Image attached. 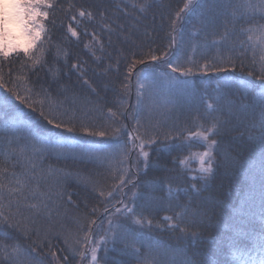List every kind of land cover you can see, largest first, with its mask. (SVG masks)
Masks as SVG:
<instances>
[{"label":"trees","instance_id":"trees-1","mask_svg":"<svg viewBox=\"0 0 264 264\" xmlns=\"http://www.w3.org/2000/svg\"><path fill=\"white\" fill-rule=\"evenodd\" d=\"M56 2L66 8L68 0ZM72 2L77 7L83 6L85 11H92L95 19L89 22L85 18L77 26L71 20L72 12L65 15L64 8H61L56 14L55 27L50 22H45L46 29H52L47 36L52 37L53 44L69 50L71 53L69 64L72 59H78L85 64L87 76L97 88V93H91V90L83 85V81L77 79V74L69 71L61 80V83L69 86L67 104L73 103L72 93L78 94L81 99L75 103L77 114L94 130H105V126L112 123L108 108H112L119 116L118 124L113 126H125L121 128L119 138L109 135L87 139L99 142L100 146H114L128 139V133L134 130L138 118L145 126H149L156 119H162L163 113L167 114L168 118L160 130L161 143L145 148V151L150 153L149 167L144 166L143 158L137 159L136 151L130 153L123 167L131 169V175L127 178L133 180L134 184L126 189L127 195L117 192L110 200L99 197L91 186L86 187L73 176L57 189L62 193L63 199L59 201V208L52 219L49 221L41 217L38 221L48 232L46 238L43 232L39 238L35 234L31 238H25L7 223L0 224V236L7 237L6 242L19 240L29 251L36 248L32 253L36 264H85L86 260L82 261L81 257L72 252L65 243L67 231L71 230L74 235H78L81 245H84V233L89 231L88 221L95 219L96 223L91 229L89 239L92 241L98 239L108 228L109 217L104 214V209L111 210L113 204L119 206L118 202L122 199L129 203L134 186H138L141 193L151 192L145 182L155 181L161 185L152 192L158 199L143 209L147 219L142 227L132 224L131 217L115 218L137 233L139 242L135 247L140 250V259L122 251L125 248L123 243L109 244L107 253L103 248L98 250V254L103 257L101 264H143L145 256L149 257V264H152L153 259L155 264H258L261 258L260 245L264 241V150L258 141L249 140L247 125L252 117L241 115L238 122L237 117L232 116L223 135L212 137L218 139L221 146L212 149V155L215 157L214 171L208 174L206 181L201 179L200 168L195 167L196 163L191 156L203 150L204 145L195 139H191L190 142L184 141L183 144L179 140H173L171 143L180 146L167 151L162 145L169 142L164 141L162 137L169 129L176 131L191 126L192 118L197 115V111L203 113L205 104L212 102L209 97L215 95L217 85L225 79L234 81L229 96L237 105L242 101L251 103L254 90H246L238 81L251 70L253 55L259 60L261 49L256 48L254 54L251 48L247 52L239 49L235 70L230 69V75L227 77L224 74L212 73L208 69L201 71L200 65L204 64L205 60L216 62L219 55L227 56L229 52L221 42L210 50L198 47L193 55L192 44H203V36L195 33V29L200 27L199 18L184 19L178 22L175 32L172 30L171 19L174 18L175 11L182 6L183 0H149L152 8L147 13H140L133 8L134 4L142 3L143 0H72ZM204 2L211 4L215 0ZM101 12L107 18L103 22L100 18ZM215 14L209 12V15ZM223 20L224 17L217 18V36L224 30ZM256 20L264 24V20L259 17ZM69 23L77 27L78 32L83 33L87 29L89 35H81L80 41L77 42L76 38L68 34L70 39L66 40L64 34ZM106 24H111L113 29L111 33L103 30ZM240 27H248V24L243 21L237 22L236 29ZM93 31L100 34L104 43L103 52L99 50L96 52L98 56H103L102 62L95 61L83 47L84 42L91 39ZM209 31L211 32V29ZM47 36L43 38L46 40ZM173 36L177 44L169 48ZM212 39L213 36L209 34L208 40ZM150 49H156L157 55L167 50L169 60H175L180 56L185 70L191 67L192 72L181 77V84H172L167 76L162 75L171 73L164 63L146 61L145 65H137L129 73L128 68L133 60V54L135 58L140 59ZM55 52L56 49L52 48L46 55L48 66L40 71L38 77L32 73V79L37 86L40 84L47 86L49 69L62 66L55 62ZM189 56H193L192 61H189ZM24 60H27V57L19 53L11 54L8 58H0L5 77L7 78L13 65L16 74H22L20 65ZM109 65L114 67L107 75L97 71V67L104 69ZM138 80L145 85L139 103ZM121 84L127 85L126 92L121 89ZM183 84L187 85L186 90L183 89ZM52 88L54 91L56 85ZM255 92L259 95V90ZM6 95L11 104H5ZM83 97H88L91 104L83 103ZM18 104L14 97L0 89V167L6 168L9 173L22 171L20 164L17 163L16 154L7 152L11 133L6 124L15 111L12 105ZM225 118L229 119L227 114ZM191 131L196 132L197 128L191 127ZM34 134L42 137L45 134L44 129L35 126ZM67 135L71 137L84 134L77 131L75 134ZM16 136L18 140L13 137L14 143L21 145L30 143L32 139L25 133H18ZM116 161H119V156L116 157ZM49 164L73 172L81 170L85 174L91 169L94 179L109 186L104 189L105 192L114 183L110 178L111 174L104 169H97L91 164L83 165L72 158L58 159L49 156L44 160V165ZM114 166L120 167L119 163H115ZM137 168L141 171H137ZM52 182L51 178L47 181L48 184ZM192 185H196L200 191L197 192ZM69 195L72 202H68ZM144 203L143 200L136 201L138 212L142 210L140 206ZM177 205L186 206V210L180 226L173 227L177 221L166 220L165 217H175L177 212H181L182 208ZM93 209L96 211L93 212ZM201 213L211 217V223ZM147 220H151V226ZM81 225L84 226L83 231L80 230ZM193 233L197 234L195 238ZM53 252L56 254L55 259L52 256Z\"/></svg>","mask_w":264,"mask_h":264},{"label":"snow or ice","instance_id":"snow-or-ice-1","mask_svg":"<svg viewBox=\"0 0 264 264\" xmlns=\"http://www.w3.org/2000/svg\"><path fill=\"white\" fill-rule=\"evenodd\" d=\"M30 3L37 6V12L43 21L41 30L43 37H45L48 32L52 31L51 28L46 29L45 22H50L55 27L57 11L64 8V6L58 4L56 0H30ZM133 8L140 13H147L152 8V4L149 0H143L142 3L134 4ZM64 11L65 15L72 12L71 20L77 26L85 18L89 22L95 19L92 11H85L83 6L77 7L72 0H68ZM209 12H215L216 14L209 15ZM191 17L199 18L200 27L195 29V33L203 36L202 45L192 44L193 55H195L198 47L210 50L217 47L221 42L229 52L227 56L219 55L216 62L205 60V63L200 65L201 71L208 69L212 73L224 74L227 77L230 75V69L231 71L235 70V61L239 58V49H244L247 52L251 48L253 54L256 48L261 49L259 60H256L253 55L251 70L245 76H241L238 81L239 85L246 90H254L251 103L242 101L237 105L236 101L229 96L234 81L225 79L217 85L215 95L209 97L212 102L205 104L203 113L197 111V115L192 118L191 126H185L176 131L169 129L163 133V140L169 143L163 144L162 147L167 151L180 146L171 143L173 140H179L183 144L184 141L190 142L191 138H199L205 142L207 147L200 157V172L202 174L201 179L206 181L208 174L214 171L213 161L215 157L212 155V149L221 146L220 141L212 137L223 135L232 116H236L238 122L241 115L252 117L247 125L249 140L252 142L258 141L262 150H264V24L258 23L256 20L257 17L264 20V0H215L211 4H206L204 0H183L182 6L175 11L174 18L171 19L173 32L176 31L178 22ZM218 17H224L222 24L224 30L217 36ZM100 18L102 22L107 19L103 12L100 13ZM240 21L247 23L248 27H240L237 30L236 24ZM103 30L109 33L113 31L111 24L104 25ZM68 34L79 42L81 35L88 36L89 32L87 29L83 33L78 32L77 27L69 23L64 34L66 40L70 39ZM209 34L213 36L212 40H208ZM234 36L236 39H233ZM176 44V38L173 36L168 47L171 48ZM83 47L88 50L95 61L102 62L103 56L96 54L97 50L101 52L104 50V43L100 38V34L93 31L91 39L85 41ZM52 48L56 49L55 62L62 66L49 69L47 86L44 84L37 86L32 79V73H35L38 77L40 71L48 66L46 55L52 51ZM217 50L219 52V48ZM38 51L39 55L35 58L26 56L27 60L21 62L20 72L22 74L20 75L16 74L13 65L9 69L6 78L4 68L0 65V89H3L5 93L10 94L19 102L18 105H12L15 111L6 124L11 133L7 152L16 154L17 163L20 164L22 169L19 173H9L6 168L0 167V224H9L10 228L15 229L25 238H31L34 234L39 238L42 232L46 238L48 232L38 221L41 217L49 221L52 219L53 214L59 208V201L63 199L62 193L57 189L73 176L86 187L91 186L93 192H97L99 197L110 200L117 192L127 195L126 189L132 186L134 181L127 178L131 175V169L124 168V163L129 159L130 153L136 151L137 159L143 158L144 166H150V153L145 151V148L161 143L160 130L168 118L167 114L162 113L163 118L156 119L149 126H145L138 118L134 130L128 133V139L114 146L104 147L100 146L97 141L88 140L87 137H105L109 135L119 138L121 128L125 126H113L118 124L119 116L112 108L107 110L112 123L106 125L105 130L97 131L89 126L77 114L75 103L81 98L78 94L72 93L73 103L71 105L67 104L69 86L61 83L64 75L69 71H74L77 74V79L82 80L83 85H86L91 93H97V88L93 86V82L87 76L85 64L78 59H72L69 64L71 53L66 47L53 44L51 36H47L46 40L42 39ZM155 52L156 49H150L140 59L135 58V54H133L128 72L131 73L137 65H145L146 61L164 63L171 70V73H163L162 75L167 76L172 84H181V77L192 72L191 67L185 70L180 56H177L175 60H169L167 50L160 52L159 55ZM188 59L192 61L193 56H189ZM113 67V65H109L104 69L97 67V71H102L104 75H107ZM144 71L146 72L147 69ZM243 71L242 66L241 72ZM176 73L181 75L177 76ZM206 74L207 72H205ZM145 78L147 77L145 76ZM53 85H56L54 91ZM106 87L107 85H105ZM120 87L124 92L127 91L126 84H121ZM144 87L145 85L139 83L138 80V103L139 99H142ZM182 87L185 90L187 89L186 84H183ZM255 90H259V95H256ZM4 100L6 105L11 104L7 95ZM82 100L85 104H91L88 97H83ZM225 114L229 119L225 118ZM35 126L44 129V136L40 137L34 134ZM191 127H196L197 131L192 132ZM227 130L230 131L231 129ZM77 131L84 135H72L71 137L67 135L75 134ZM18 133H25L30 136L32 138L31 142L23 145L14 143L13 137L18 140V136H16ZM49 156H55L58 159L72 158L83 165L91 164L97 169H104L111 174L110 178L114 183L105 192L104 189L109 186L94 179L91 169L85 174L81 170L73 172L66 168H56L50 164L45 166L44 160ZM117 156H119V161H116ZM115 163H119L120 167L116 168ZM137 171H141V169L137 168ZM96 175H99V173H96ZM49 178L53 181L51 184L47 183ZM145 183L152 190L151 192L141 193L138 186H134L129 197V203L122 199L118 202L119 206L113 204L111 210L109 208L104 209V214L109 217L108 228L105 229L104 235L98 239L94 241L89 239L91 229L96 223L95 219L88 221L89 231L84 233V245H81V239L78 235H74L71 230H68L65 235V243L68 248L80 256L82 261L88 260V264H101L103 257L98 254L100 248H103L104 252L107 253L109 244L123 243L125 248L122 251L140 259V250L135 247L136 243L139 242L137 233L115 218L123 216L127 219L131 217L132 224L143 226L144 221L147 219L144 216L143 209L148 207L152 201L158 199L152 195V192L161 187L155 181H146ZM191 187L196 188V185ZM196 191L199 192L200 189L196 188ZM169 193H171L170 188ZM67 199L68 202H72L71 195ZM137 200L145 201L140 206L142 210L139 212L136 207ZM177 206L182 208L181 212H177L175 217H165L166 220L175 219L177 221L173 227L180 226V223L183 222L184 210H186V206ZM95 211L93 209V212ZM201 215L211 223V217L205 216L204 213H201ZM147 223L151 226L152 222L147 220ZM83 227V225L80 226L81 231H83ZM181 231H184V229H181ZM192 235L195 238L197 234L193 233ZM7 240V237L0 236V264H36L32 256L36 248H31V251H29L19 240L6 242ZM260 248L261 258L258 264H264V241L261 242ZM52 256L54 259L56 258L54 252ZM143 264H149L148 256L143 258ZM152 264H155L154 259Z\"/></svg>","mask_w":264,"mask_h":264},{"label":"clouds","instance_id":"clouds-1","mask_svg":"<svg viewBox=\"0 0 264 264\" xmlns=\"http://www.w3.org/2000/svg\"><path fill=\"white\" fill-rule=\"evenodd\" d=\"M41 16L30 0H0V58L39 55L43 39Z\"/></svg>","mask_w":264,"mask_h":264},{"label":"rangeland","instance_id":"rangeland-1","mask_svg":"<svg viewBox=\"0 0 264 264\" xmlns=\"http://www.w3.org/2000/svg\"><path fill=\"white\" fill-rule=\"evenodd\" d=\"M191 139L199 140L204 145L203 150H201L199 152H195V153H193L191 155L192 156V160L195 161V163H196L195 167H199L200 168L201 167V159H200V157L204 153V151L206 150L207 146H206L205 142L202 139H199V138H191ZM89 259H90V256H89ZM85 264H88V260H86Z\"/></svg>","mask_w":264,"mask_h":264}]
</instances>
